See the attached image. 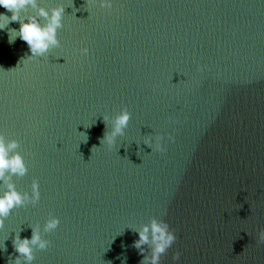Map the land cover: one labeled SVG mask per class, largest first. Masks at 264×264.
Instances as JSON below:
<instances>
[{
  "label": "water",
  "instance_id": "obj_1",
  "mask_svg": "<svg viewBox=\"0 0 264 264\" xmlns=\"http://www.w3.org/2000/svg\"><path fill=\"white\" fill-rule=\"evenodd\" d=\"M40 2L65 7L58 46L19 63L27 44L0 31V132L27 165L17 189L40 191L5 218L0 264L49 214L32 264H140L133 229L153 217L177 235L161 264H264V0Z\"/></svg>",
  "mask_w": 264,
  "mask_h": 264
},
{
  "label": "clouds",
  "instance_id": "obj_2",
  "mask_svg": "<svg viewBox=\"0 0 264 264\" xmlns=\"http://www.w3.org/2000/svg\"><path fill=\"white\" fill-rule=\"evenodd\" d=\"M96 3L101 8H111L113 0H96ZM0 7L6 10L0 12V31L7 30L8 44H13L19 38L28 46L29 55L22 58L19 63L42 57L49 49L59 45L57 33L63 26L65 9L63 4L47 8L41 5L40 0H0ZM29 8L33 10L32 14L27 12ZM6 13H11V15ZM10 22H18L19 28L8 27ZM81 51L87 54L88 49L84 48ZM130 118L131 113L126 108L121 109L114 117L104 116L106 127L108 126L106 122L110 123V130L105 132L100 143L113 146L116 138L124 134ZM161 139L162 137H156L155 149L157 151L164 150L160 143ZM144 143L152 148L150 138L146 139ZM18 148L19 141L17 139H10L0 132V228L3 227L5 218L11 214L13 209L28 203L35 204L40 198L39 183L36 180L32 181L30 192H21L16 187L13 177H23L28 171ZM59 224V217L49 214L42 227L39 223L30 226V238H21L19 234L21 229L17 231L12 241L17 255L9 260V264H32L35 259V251L49 247L50 241L44 238L43 233L54 231ZM133 230L138 235V239L133 241V247L138 249L141 254L146 251L142 246L146 245L148 250V254L143 255L140 264H161V257L177 240L176 232L170 228L169 224L156 217ZM256 241L257 244H264V229L257 232ZM2 246V242H0V247ZM172 259L178 261L180 253L175 252Z\"/></svg>",
  "mask_w": 264,
  "mask_h": 264
}]
</instances>
